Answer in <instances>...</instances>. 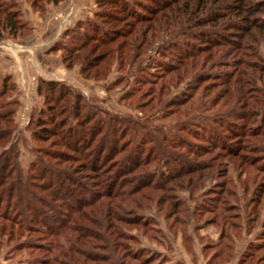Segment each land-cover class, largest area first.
Segmentation results:
<instances>
[{
  "label": "trees",
  "instance_id": "1",
  "mask_svg": "<svg viewBox=\"0 0 264 264\" xmlns=\"http://www.w3.org/2000/svg\"><path fill=\"white\" fill-rule=\"evenodd\" d=\"M5 1L0 0V38L4 30L12 37H25L30 32V27L20 20L17 1L7 0L8 3L12 1L13 9L7 8ZM24 1L36 9L46 3L57 4L62 0ZM147 1L152 5L134 0H94L92 16L89 19L80 18L72 26L65 28L60 36L66 37L67 41L55 42L49 51H59L63 67L69 69L76 65L77 73L83 77L94 69L93 79L97 77L101 63L107 68L115 64L117 71L142 73L144 68L155 69L153 78L142 79L151 94L144 101L147 116L143 119L148 122L150 119L157 121L170 116L171 124L176 125L166 130L164 124L160 123L157 128L148 130L145 122L135 121L130 122L134 129L128 126L121 128L120 125L127 121L124 123L116 115L109 116L107 110L99 112L103 113L104 117H101L97 113L98 107L92 108L90 105L88 107L92 108L91 111L79 115L77 108L82 101V95L72 92L73 87L68 81L39 77L36 93L42 95L46 101H54L46 107L48 119L45 121L39 116L38 120L41 121L36 124L39 129L32 134L36 141L43 143L46 137L56 132L58 139L53 141L54 145L60 144L63 149L38 146L35 153L39 155L40 166H30L37 173L28 176L29 181L23 180L20 170L11 163L10 155H6L12 151L11 147L0 153V201L2 196L6 197L5 201H20L26 197V201L33 199L40 202L41 206L51 208V201L38 198L34 193L36 189L46 190L54 200H59L55 201L59 202V208L68 210L62 217L55 216L51 224H43L44 229L41 230L30 224L35 221L33 216V219L27 220L22 217V212L27 210L33 215L39 212L34 203L24 207L19 206L18 202L14 205L20 219L17 216L13 218L18 219L19 225L26 226L28 231L41 233L42 243H28L44 251L41 264H122L119 251L123 250L124 240L121 241V238L127 236L122 232L120 223L130 222L143 227L148 224L137 215L128 219L129 221L123 217L125 212H133L129 205L136 204V209L141 208L142 204L132 197V193L144 186L162 189L165 182L204 167L209 168L213 164L210 160L211 163L206 162L208 164H188L181 170L174 168L166 175L162 173L157 180L153 179V173L145 170L130 176L127 174L145 168L156 154L166 160V165L175 162L182 154L187 155L186 152L192 150L193 144L188 136L192 140L208 144L212 142L215 146L218 144L211 137L219 140L221 137L226 140L229 136L242 139L235 151H230L225 141L219 142L218 148L221 151L211 159L215 162L216 158L227 154L231 166L240 169L238 175L245 167L256 163L255 159H259V166L264 171V58L258 53V45H264V0ZM127 18L133 20L125 25V30L105 27V23L120 22ZM217 24L220 25L219 39L212 38V43L204 41V45L190 41L201 38L202 35H194L198 34L197 29L206 25L214 27ZM93 32L99 35L95 37ZM236 33L239 34L238 40L230 38ZM179 35L185 36L188 45L175 39ZM90 42L93 45L89 53L81 56L82 59L79 60L78 53L89 47ZM155 42L158 46L154 53H158V58L153 61V65L142 66ZM161 43L163 46L159 47ZM97 49L98 52L89 58ZM171 49L175 50L174 54ZM166 50L173 62L164 60L167 57ZM199 52L206 54L200 60ZM197 65L201 73L194 72ZM123 79L119 77L115 81L120 83ZM186 79L189 83L185 85V89L166 97L171 93L170 89H175ZM143 81L136 80V84ZM201 82L207 83L199 89ZM0 85V98L4 89L13 91L15 88L9 75L1 77ZM141 86L134 92L139 91ZM68 95L73 98L70 111L67 112L63 106L57 110L58 103ZM4 105L7 104L0 103V141L6 139L14 127L12 116L15 109L1 110ZM81 107H85L83 101ZM55 108L56 113L53 112ZM207 112L214 115H206ZM68 117L76 119L71 126L68 124ZM234 120H242L246 126L249 123V126L236 130ZM47 124L52 127L49 129ZM116 124L120 127H116ZM101 125L106 127L105 130H101ZM55 128L59 131H55ZM113 131H117L119 135L109 138ZM147 131L153 133L149 134ZM203 132L209 135L205 133L204 136ZM0 146H4L3 142ZM78 160L80 163L73 165ZM130 160L131 165L124 167V163H129ZM76 173L79 178L74 177ZM83 179L90 181L85 182ZM217 186L220 191L215 193L224 192L223 184ZM72 187L77 189L73 190ZM261 191V188H257L259 196ZM229 192L226 191V194L232 195L235 201L229 205L226 203L221 210L224 213H234L227 215L231 216L228 217L231 220L229 222L225 220L226 216L220 217V224L221 228L228 225L237 230V207L241 197L235 195L234 189ZM246 192L247 188H244L243 194ZM166 198L169 199V196ZM163 200L164 198L158 200V203ZM170 206L175 210L179 203L173 201ZM259 237L264 238V230ZM263 246L264 240L251 248L259 249ZM122 254L127 255L124 251ZM137 254L128 253V256L136 259L137 264H148V258L139 259ZM258 261L264 264V250Z\"/></svg>",
  "mask_w": 264,
  "mask_h": 264
},
{
  "label": "rangeland",
  "instance_id": "2",
  "mask_svg": "<svg viewBox=\"0 0 264 264\" xmlns=\"http://www.w3.org/2000/svg\"><path fill=\"white\" fill-rule=\"evenodd\" d=\"M16 1L20 20L25 22L30 27V32L25 35V41H18V43H21V47L14 45H11L10 47L15 48L17 54H21L23 49L26 51V47L31 46L37 52V58L43 57L44 53L47 55H53L46 57L47 60L45 63L47 66L44 65L43 67V65L37 61L34 65V72L30 75V77L26 81H22V79L20 80V82H23L24 84L26 83L25 88L17 90V87H15L13 91H9V89L6 88L4 89L3 96L0 98V103H6L8 105L2 106L1 110L8 108L15 109L12 116L14 127L8 137L3 141H0V144L3 142L4 145L0 146V153L3 150H8L10 147L12 148V151L6 155H10L9 157L12 158H10L11 163L16 169L20 170L23 180L26 179V181H29L28 176H33L37 173L34 170H31L30 166L32 167L33 164L37 168L40 166V164H38L40 162L39 155L35 153L38 146H52V149H63L60 144L54 145L55 142L53 141L58 139L56 132L55 134H50V136L46 137V140L43 143L36 141L32 134L33 131H38L39 129V126H36L37 122L41 121L38 120L39 116H41L43 120L48 119L46 107L54 101H46L42 95L36 93V87L39 84L38 78L43 77V79H47L46 77L37 74L39 66L43 67L46 75H50L49 77L51 78L48 79L60 80L61 76L66 77L67 75L70 81H66H68V83L73 87L71 88V91L80 93L82 95L83 104H85V107H81L82 101L79 102L80 106L77 108L79 110V115L87 113L91 111L94 106H97V113L101 117H104L103 113L99 112L107 110L110 113L109 116L116 115L118 118L124 120V123L127 121L123 124L122 120H120L123 124L120 125L121 128H125L126 126L131 128L132 123L130 122L135 121L140 123L145 122L148 126V130L153 127L157 128L156 126H159L160 123L164 124L166 130L171 129L174 125H176L171 124L172 117L170 116L164 119H158L157 121L148 119L149 121L147 122L143 119L147 116L144 101L149 99L151 94L147 91L148 87L144 84L145 81L142 79L146 80L148 77L153 78L152 74L156 72L155 69L148 70L144 68L142 73L137 71L128 72V70L117 71L115 64H112L107 68V66L105 67L103 66V63H101L95 79L92 78L94 69L90 70V76L87 75L85 77L77 73L76 65L69 68L73 71L69 72V74L60 69L59 64L57 63L58 57L54 56V54L56 52L59 53V51L51 52L49 49L55 42L58 43L60 41V43H63L67 41L66 37L60 36L62 31L59 33L55 32L53 35L52 33L54 29H58L60 31L66 26V23L63 24V22L66 18H69L70 14V4L68 1L67 3L61 5L62 8L57 6L54 9L50 6L49 9H46L44 6H39V8L33 9L30 7L29 3L25 1L26 5L29 6L31 10L38 11L40 14L45 13L43 18L38 21V26L41 31L38 33H34L32 31V27L24 18L27 17L24 16L27 12V6L24 4V1ZM74 1L78 6L80 2L83 4L77 7L76 14L73 18L79 16L81 19H89L92 16V11L95 7L94 0ZM134 1H143L142 3L152 5L147 0ZM8 2L9 1L7 0L4 2L5 6L7 8L10 7L9 9H13L14 4H12V1L10 3ZM132 20V18H127L120 22H108L105 23V27L110 29L115 28L125 30V25L130 23ZM36 27L33 28L36 29ZM219 27L220 25L217 24V26L214 27L212 25H206L203 28H199L196 30L198 34L194 33V35H202L201 38L190 41L200 45H204V41L212 43V38H220V34L218 32ZM237 33L233 34L235 36L230 38L238 40L239 34ZM93 35L97 37L99 33L93 32ZM17 36L18 35L12 37L4 30L3 35L0 38V48H3L1 46L7 47V44H5L6 40L10 39L12 41L13 39L20 38ZM175 39L186 44L188 43L185 42V36L182 35L177 36ZM33 42H36L35 46H32ZM206 44L208 43L206 42ZM89 45L90 46L85 48V50H81L78 53L79 60L82 59L81 56H85L89 53L93 42H90ZM157 46L158 43L156 42L152 44L150 51H148L149 56L143 60L142 66L153 65V61L158 58V53H154ZM162 46L163 44L161 43L159 47ZM160 51L161 50L159 49V52ZM174 51V49H171V53L174 54ZM258 51L260 56L264 58L263 44L258 45ZM97 52L98 49L93 51L92 54L89 55V58L93 57V55ZM29 55H31V53H29ZM205 55L206 54H204V52H199V60L205 57ZM166 56L167 57L165 59H162L173 62L169 55V51ZM59 59L60 57L58 60ZM197 68L198 65L197 67L195 66L196 70L194 72L201 73L202 71ZM5 75H7L6 72L0 73V79ZM56 77L59 78L57 79ZM119 77L124 78L120 83L115 81ZM136 80L139 82L143 81L141 83L143 85L141 86L140 83L136 84ZM187 83H189L188 79L179 83L175 89H170L171 93L167 94L166 97H169L170 95L172 96L174 93L181 92L186 88L185 85ZM205 83L207 82L199 83L198 88L200 89ZM140 86L141 89L134 92V90ZM66 100L67 102H65ZM14 101L17 103L15 104ZM72 101L73 98L69 95L66 96L58 103L57 110H60L63 106L67 112L70 111ZM89 105L92 108L88 107ZM53 112L56 113V108ZM67 112H65L64 115H66ZM205 114L214 115V113L210 112ZM234 121L236 122V130L239 128L243 129L246 126V123L242 120ZM75 122L76 119L74 117H68L69 126L73 125ZM176 122L180 123L181 121ZM170 124L171 126L168 127ZM118 126L119 125L116 124V127ZM248 126L249 123H247L246 127ZM46 127H49L50 129L52 126L47 124ZM105 128V126L101 125V130H105ZM132 129L134 128L132 127ZM54 130L59 131L56 128ZM147 132L149 134L153 133L150 131ZM205 133L206 135H209L207 132H203L204 136ZM111 135L109 138L118 136L119 134L117 131H113ZM187 138L194 144H192V150L190 152H186L187 155L182 154L177 160H175V162H171L166 165V160L162 159L161 155L158 156L156 154L155 158L150 160L145 168H140L127 174L130 176L134 173L144 172L145 170L153 173V179L157 180V177H160L162 173L166 175V173H170L174 168L181 170L188 164H208L211 163L210 160H212L213 164L209 168L204 167L203 169H199L200 171L198 170L187 175H181L178 179L165 182L162 189L144 186L138 188V190L132 193V197L142 204L140 205L141 208L136 209V204H132L131 206L129 205L133 212H125L123 217L129 221L128 219H132L133 216L137 215L141 217L142 221H146L148 224L143 227L139 224H132L130 222L120 223L122 232H124L127 236L126 238H121V241L124 240L122 242L123 250L120 249L119 251L120 260L123 261L122 264H137L138 261L136 259L128 256V253L129 255H132L135 252H137V255L140 256L139 259H143L144 257L148 258V264H260L258 259L261 252L264 250V246L259 249L251 248L252 246L262 243L264 240V238L259 237L260 232L264 230V171L261 170V167L259 166L260 160L255 159L254 161H256V163L245 167L243 172L238 175L240 169L231 166L229 163L230 157H228L227 154L216 158L215 162L211 158L214 157L218 151H221L218 148L220 145L219 142L225 141V143L229 146L230 151H235L240 141H243L242 139L229 136L226 140H223V137L219 140L218 138L211 137L214 142H217L218 144V146H215L212 142L211 144H208L207 142L194 139L192 140L190 136ZM242 138L246 139V137ZM137 139L138 137L136 140ZM201 139L203 140L205 138ZM200 146L206 148L203 149ZM250 154L252 155V153ZM79 163L80 160L75 162L73 165H78ZM131 163L132 160H130L129 163H124V167L131 165ZM63 165L64 164H62V166ZM82 173L85 172L83 171ZM75 175L74 177L79 178V174L76 173ZM244 179L245 181H243ZM142 180L144 179H141V181ZM159 180L160 179H158V181ZM82 181L87 182L90 180L83 179ZM37 183H40V181H37ZM217 184H223L222 190H224V192L215 193V191H220L216 188L218 187ZM151 185L152 184H150V186ZM244 188H247L245 195L243 194ZM257 188L262 189L260 196L257 194ZM72 189L76 190L77 188L72 187ZM232 189L235 190L236 196L238 195L241 197L238 200L239 206L237 207L239 208V211H237L239 216V227L237 230H234L232 226L228 225L226 228H221L220 224V217L223 215L226 216L225 220L229 222L231 220L228 217L231 216L227 215H232L234 213H224V211L221 210L226 203L229 205L235 201L232 195H229L228 193L226 194V191L231 192ZM34 193L38 198L42 197L45 198L46 201L47 199L51 201L49 203L51 208L41 206L40 202L33 199L26 201L28 199L26 197H24L23 200L20 199V201H5L6 197H1L0 215H2V217L0 216V264H41V259L44 255V251L28 245V243H42L40 238L41 233L38 231H28L26 230V226L19 225L20 222L18 219H20V216H17L19 212L15 211L13 208L17 202L21 207L27 206L29 203H34L35 206L38 207V213H34L33 215L27 210L26 212H22V217L27 220L33 219V216L35 221L30 222V224L41 230L44 229L43 224H51L55 220V216H63L68 211L59 208L57 206L59 202H55L59 200H54L52 196L47 194L46 190L36 189ZM167 195L169 196V199L166 198ZM242 196H245V198L242 199ZM162 198H164V200L161 203H158V200H162ZM173 201H177L179 203L178 208H176L177 210H172L170 206V203H173ZM13 216H17L18 219L13 218ZM58 239L61 241L60 238ZM123 251L126 252L127 255H123Z\"/></svg>",
  "mask_w": 264,
  "mask_h": 264
},
{
  "label": "crops",
  "instance_id": "3",
  "mask_svg": "<svg viewBox=\"0 0 264 264\" xmlns=\"http://www.w3.org/2000/svg\"><path fill=\"white\" fill-rule=\"evenodd\" d=\"M67 1L70 4V10H69L70 14H69V18H66L65 21L63 22V24L66 23V26L63 29H61L60 31L58 29H54L52 35L55 32L59 33L61 31H63L65 28L72 26L76 21H78L81 18L79 16H76L73 18V16L76 14L77 7H79L83 4L82 2H80L79 6H78L74 0H70V1L69 0H62V1L58 2L57 4L46 3L44 5V7L46 9H49V6L53 7V9L57 6H60V8H62L61 5L67 3ZM24 4L26 5L25 1H24ZM26 8H27L26 15L24 13L23 14H24V16H27V17H24V18L27 20V22L32 27V31L34 33L41 32L40 28L38 26L39 25L38 21L41 18H43L45 13L40 14V13H38V11H33L29 8V6H27ZM59 23H60V21H59ZM36 26H38V27H36ZM33 27H36V29H34ZM25 39L26 38L23 37V38L13 39L12 41L10 39L6 40L5 44H7V47L1 46L3 48H0V73L6 72L7 75H9L11 80L14 82L15 87H17L16 88L17 90H20L21 88H25L26 83L24 84L23 82H20V80L22 79V81L23 80L26 81L30 77V75L34 72V65L36 64L37 61L39 63H41L44 67V65L47 66V64L45 63V61L47 60L46 57L47 56H53V55H47L46 53H44L43 54L44 58L43 57L37 58V52L31 46L26 47L27 48L26 51H24V49H23L21 54H17L16 49L10 47L11 45L21 47V45H20L21 43H18V41L23 42V40L25 41ZM36 42L35 43L33 42L32 46H35ZM29 53H31V55H29ZM34 55H36V56H34ZM54 56L59 58V53L56 52L54 54ZM58 58H57V63L59 64V67L61 70L66 71L67 74H69V72H73L71 69H66V68L64 69V67L62 66V64L60 62V59L58 60ZM43 67L39 66V70H37L38 73L37 72L36 73L40 76L46 77L47 79L51 78V77H49L50 75L45 74L46 72L43 70ZM56 78L58 79L59 77H56ZM60 80L70 81L69 78L67 77V75H66V77L61 76Z\"/></svg>",
  "mask_w": 264,
  "mask_h": 264
}]
</instances>
